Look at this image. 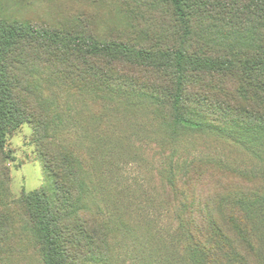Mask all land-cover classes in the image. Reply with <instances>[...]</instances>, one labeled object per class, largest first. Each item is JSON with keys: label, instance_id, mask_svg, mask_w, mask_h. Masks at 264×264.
<instances>
[{"label": "rangeland", "instance_id": "rangeland-1", "mask_svg": "<svg viewBox=\"0 0 264 264\" xmlns=\"http://www.w3.org/2000/svg\"><path fill=\"white\" fill-rule=\"evenodd\" d=\"M164 15L149 0H0L7 24L186 54L234 52L246 65L232 77L168 78L186 82L184 114L204 123L189 129L161 107L169 94L155 86L158 74L45 42L16 45L6 68L31 120L9 134L0 155V220L12 223L0 264H45L22 200L71 189L69 169L76 207L107 229L113 248L110 260L86 264H191L184 206L194 203L208 204L221 223L234 212L254 247L230 232L236 255L264 264V132L247 118L264 113V61L245 58L262 53L264 37L246 17L230 25L195 17L189 31Z\"/></svg>", "mask_w": 264, "mask_h": 264}, {"label": "trees", "instance_id": "trees-1", "mask_svg": "<svg viewBox=\"0 0 264 264\" xmlns=\"http://www.w3.org/2000/svg\"><path fill=\"white\" fill-rule=\"evenodd\" d=\"M149 3L154 9L166 13L161 17L170 26L180 21L185 29L191 31L195 17L201 19L211 16L226 25L246 17L259 40L264 37V0H149ZM25 41L59 45L73 54L90 56L109 65L141 68L158 74L160 82L155 86L160 93L166 91L169 94L168 101L161 107L168 109L173 124L189 129H203L204 123L190 120L184 114L186 82L181 77L173 81H168V78L187 73L192 77H232L237 70L243 71L240 69L242 66H246L234 52L213 56L194 52L186 54L164 47L146 49L118 41H99L84 34H63L33 25L0 22V155L4 157L7 155L9 134L31 120L6 68L10 50ZM252 51V54H245V58L263 63L264 57L261 55L264 49L261 54L258 49ZM189 83L200 86V82L195 79H190ZM247 118L252 128L264 132V113L256 110L248 113ZM67 172L71 179V189H64L61 194L55 191L54 196L46 191L34 192L25 195L22 200L45 264L108 261L113 251L109 232L101 227L102 224L92 226L82 216L81 209L76 207V176L70 169ZM185 193L180 191L182 197ZM78 201L81 203V199L78 198ZM184 208L188 240L183 250L191 264H247L245 257L236 255L235 242L230 232L237 231L241 242L250 250L254 247L234 212L230 211L228 220L221 223L218 218L211 216L208 204L198 206L194 203L189 205V209L188 205ZM11 228L10 221L0 220V251L3 245L10 244Z\"/></svg>", "mask_w": 264, "mask_h": 264}]
</instances>
